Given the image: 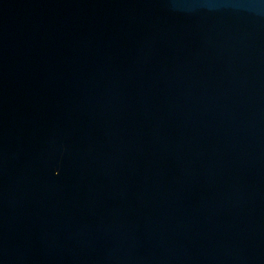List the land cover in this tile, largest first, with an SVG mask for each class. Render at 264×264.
<instances>
[{"label":"water","instance_id":"water-1","mask_svg":"<svg viewBox=\"0 0 264 264\" xmlns=\"http://www.w3.org/2000/svg\"><path fill=\"white\" fill-rule=\"evenodd\" d=\"M0 264H264V0H0Z\"/></svg>","mask_w":264,"mask_h":264}]
</instances>
